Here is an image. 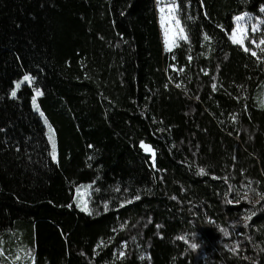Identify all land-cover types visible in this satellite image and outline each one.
Instances as JSON below:
<instances>
[{
    "label": "trees",
    "instance_id": "trees-1",
    "mask_svg": "<svg viewBox=\"0 0 264 264\" xmlns=\"http://www.w3.org/2000/svg\"><path fill=\"white\" fill-rule=\"evenodd\" d=\"M165 1L0 0V264H264V0Z\"/></svg>",
    "mask_w": 264,
    "mask_h": 264
},
{
    "label": "snow or ice",
    "instance_id": "snow-or-ice-1",
    "mask_svg": "<svg viewBox=\"0 0 264 264\" xmlns=\"http://www.w3.org/2000/svg\"><path fill=\"white\" fill-rule=\"evenodd\" d=\"M167 7V14H165V7H161L160 8V12H161V25L165 27V43L166 45H169V33L173 31V21H174V29L175 31L178 32V36L177 38L179 40H187V36L185 34L184 28L180 25V20L178 19L177 16V12H178V5L175 4V0H168V4L166 5ZM262 11H264V8L261 9ZM251 17H249V15L247 13H245L242 16H237L236 17V21L237 23V27L236 29L232 32V42L236 43L238 45H240L241 47H243L244 51H249V48L245 46L244 42L245 40L248 39L247 36V25H241L239 22L240 21H244L246 19H250ZM264 23V22H262ZM252 31L255 32L257 31V26L253 25L252 26ZM209 37L207 36V34H205V40H208ZM251 43L256 44V47L260 49V51L262 53H264V47H262V45H264V38H261L259 40V43L257 44L255 40H252ZM178 46V45H177ZM253 56H256V52L253 51L251 53ZM191 59V58H189ZM27 81L29 84L32 83L33 78L30 77L29 75H25L23 77V80L18 82L16 84V88L19 89L21 84ZM177 87H179V85H177ZM213 88H215V85H213ZM11 95L13 97L16 96V91H12ZM43 93L40 92L39 90L36 91V97L42 96ZM33 106L36 108L37 111H40L39 108V104L37 103L36 98L34 97L32 100ZM43 116V112L40 113ZM45 123H47V119H45ZM49 129V137L48 139L51 141L52 144V155L53 158L55 159L56 157V140H55V133H54V129H52L51 125L48 126ZM141 147H143L146 151H151L152 155H153V160L155 159V153L154 151L151 149L150 146H146L143 143L141 144ZM199 173L201 175H206L207 173L205 172V170L203 168L199 169ZM245 199H247V195L245 194ZM137 199H139V197H137ZM131 202V201H129ZM82 210L87 211V208L84 207ZM247 219H250L251 217H246ZM227 234V233H225ZM192 248H196L197 245L196 244H192L191 245ZM121 255H123V253H121ZM32 259V264H34L35 262V258L34 256L31 258Z\"/></svg>",
    "mask_w": 264,
    "mask_h": 264
},
{
    "label": "rangeland",
    "instance_id": "rangeland-1",
    "mask_svg": "<svg viewBox=\"0 0 264 264\" xmlns=\"http://www.w3.org/2000/svg\"><path fill=\"white\" fill-rule=\"evenodd\" d=\"M167 4H168V0H166L165 2H163L162 4H160L158 6V17H159V24H160V28H161V32H162L163 43H164V46H165V51L168 52V51L173 50L182 40H179L177 38L178 32L175 31V29H174V21H173V31L169 33V45H166V43H165V27L161 25V12H160V8L161 7H165V14H167V7H166ZM177 16H178V14H177ZM239 16H242V15H239ZM249 17H251V18L250 19H246L244 21H240L239 23L241 25H245V24L247 25V36H248V39L245 40V42H244L245 46H247V44L249 42L251 44V48L250 47H248V48L250 49L251 52L255 51L256 54H257V51L259 50V48L256 47V44L251 43L252 40H255V38L254 37H251V36L253 34L258 33L260 31V28H261V25H262V19L257 18V17H254L252 15H249ZM235 23H236V26H235V29H236L237 23H238L236 21V17H235ZM180 25L182 26L181 23H180ZM253 25H256L257 26V31H255V32L252 31V26ZM184 31H185V29H184ZM185 34H186V31H185ZM186 36H187V34H186ZM231 36H232V34H231ZM256 43L258 44L259 41H256ZM262 47H264V45H262ZM20 81H22V80H19L18 82H20ZM13 91H16V93H17L18 89L16 88V86H15V89ZM35 98L36 99L38 98V97H36V93H35ZM35 110H36V108H35ZM37 112L39 113V111H37ZM40 113H41V110H40ZM41 117H42V119L44 121V124H45V126L47 128V137H49V129H48V126L50 125V123H49V121H48V119L46 118L45 115H43ZM45 119H47V123H45ZM55 140H56V137H55ZM49 142H50V145H51V148H52L51 141L49 140ZM90 196H91V193H90V187L89 186H82V187H80V189L77 192V201H78V205H79V207L81 209H83L84 207L87 208V211L90 209ZM1 243H2V245H0V255L5 256V257H8V258H10V256H13L14 254L12 255V253H7L6 248L3 247V245L5 244V242L2 241ZM14 256H15L16 259H19V258H21L22 255L17 250L16 251V254Z\"/></svg>",
    "mask_w": 264,
    "mask_h": 264
}]
</instances>
